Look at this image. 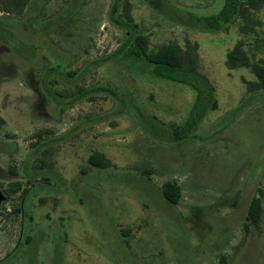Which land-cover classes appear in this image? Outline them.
<instances>
[{"label": "rangeland", "instance_id": "374dc122", "mask_svg": "<svg viewBox=\"0 0 264 264\" xmlns=\"http://www.w3.org/2000/svg\"><path fill=\"white\" fill-rule=\"evenodd\" d=\"M69 1L40 5L41 18L68 14L42 35L24 16L0 12L15 36L0 42V264H216L222 254L229 264H264V213L259 229L245 226L251 196H259L264 207V90L251 95L247 81L256 77L250 68L226 64L236 43L251 60L264 58V0H241L233 21L216 31L166 22L143 0H128L149 47L169 41L191 46L196 68L215 86L218 106L197 127L202 136L178 143L153 137L130 106L114 113L119 105L108 92L57 108L42 91L39 75L47 63L56 59L63 68L78 69L112 51L125 35L108 20L111 0ZM175 1L208 10L219 0ZM43 25L48 22L35 27ZM22 39L40 42L34 65L18 62L13 48ZM48 44L59 49L57 55L50 56ZM129 60L92 67L85 84L132 91L161 121L182 122L194 90L138 72ZM42 128L49 132L41 138L65 133L48 143V163L61 182L51 175L50 184L31 189L32 218L22 222L15 210L28 192L22 188L40 185L43 177H28L21 168ZM94 151L104 155V168L89 162ZM14 180L22 188L12 192ZM166 180L178 185L175 205L157 191ZM23 228L28 242H19Z\"/></svg>", "mask_w": 264, "mask_h": 264}, {"label": "trees", "instance_id": "16d2710c", "mask_svg": "<svg viewBox=\"0 0 264 264\" xmlns=\"http://www.w3.org/2000/svg\"><path fill=\"white\" fill-rule=\"evenodd\" d=\"M143 1L158 15L162 16L166 22L179 23L189 28L207 31L219 30L232 22L241 4V0H219L211 9L197 10L183 6L175 0ZM43 2L44 0H0V12L5 11L24 16L25 24L37 31L39 35H42L49 29L63 23L68 16L67 14L64 18L63 12L58 11L56 13L58 19L55 18L54 21L50 17L41 18L38 15V9ZM69 3L61 9L64 10V14ZM107 17L112 24L125 32L124 38L118 46L107 54L87 60L78 69L63 68L53 58V62L47 63L40 72L39 81L42 91L54 102L57 108L71 106L83 98H92L97 92H108L114 96L119 105L117 109L113 110L114 113H120L127 106H130L146 131L156 139L169 143H178L188 138H200L202 134L197 131V127L210 110L217 108L218 100L215 94V86L210 78L203 71L196 68L191 46H188L187 49H181L177 43L169 41L156 48L149 47L147 36L138 31V23L131 14L128 0H111ZM46 21L48 26L35 27L38 24L41 26ZM10 28L0 21V42L8 43L7 39L10 36L15 37L11 35ZM47 48L48 50H46L52 57L59 52V49L52 44H48ZM13 51L17 54L18 62L34 65L35 62L39 61V55L42 50L40 42L37 44L22 39L15 43ZM124 56L130 58L128 65L138 72L184 83L194 90L193 101L182 122L166 124L161 121L155 114L145 111L143 106L135 101L132 91L116 90L108 83L102 82L92 85L85 84L86 76L92 67L106 61L119 60L120 57ZM226 64L229 67L244 65L250 68L256 77L255 80L247 81V88L251 91V95L258 89L264 90V58L251 60L240 44L236 43L227 52ZM102 117V115L99 116V118ZM86 119L90 120L91 118ZM81 124L82 122H79L74 126L78 127ZM36 132L40 138L32 142L33 146L24 158L21 172L28 177L42 176L43 180L40 185H33L28 189L22 188L20 180H14L8 185L9 191L12 192L21 188L25 192L28 191L24 193L19 208H15L16 211L21 213L22 222H25L27 218L29 220L32 218L28 205V200L34 193L31 189L37 188L38 190L45 184H50L49 176L51 175L56 178L57 182H61V176L58 171L52 166L51 162L48 163V143L62 139L65 133L41 138L44 132H49V128H42ZM207 134H213V132L209 131ZM88 160L98 168H104L107 165L104 155L99 151L92 152ZM52 189L56 191L62 190V188L57 189L55 187ZM157 191L171 205H175L178 200L179 188L175 182L166 180ZM263 213L264 207L261 199L257 195H252L247 204L245 226L252 224L259 229ZM23 230L24 228L21 229L19 242L21 240L28 242L31 236L27 235L24 238ZM3 258L0 259V262ZM216 264L229 263L226 261L224 254H222Z\"/></svg>", "mask_w": 264, "mask_h": 264}]
</instances>
